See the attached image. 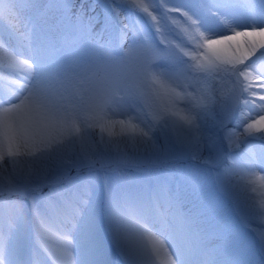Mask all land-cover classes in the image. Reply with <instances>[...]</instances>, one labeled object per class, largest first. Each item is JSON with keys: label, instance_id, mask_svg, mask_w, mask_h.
<instances>
[{"label": "snow or ice", "instance_id": "6c2138e0", "mask_svg": "<svg viewBox=\"0 0 264 264\" xmlns=\"http://www.w3.org/2000/svg\"><path fill=\"white\" fill-rule=\"evenodd\" d=\"M99 7L120 18L115 38L109 18L96 14ZM123 7L149 19L155 40L139 25L123 22ZM12 41L19 51L9 50ZM0 75L29 91L24 107L10 106L0 114V152L9 157L0 163V259L10 235L24 224L25 201H30L32 225L42 246L58 264H74L69 235L89 208V181L99 172L105 174L108 235L126 259L135 253L140 257L135 264H231L225 259L223 228L207 208L186 197V190L204 191L198 174L156 181L147 197L151 222L134 201L112 191L108 174L125 179L127 169L177 161L207 169L208 183L231 203L264 253V228L250 223L252 217L264 223V216L255 213L249 196L257 166H264V143H250L252 137L246 135L259 126L264 141V26L211 35L188 12L169 7L168 0H94L91 8L81 0H0ZM138 98L157 125L165 122L162 129L153 125L150 133L137 122L112 119L127 115L128 102ZM180 99L186 101L188 115L176 108ZM117 125L120 138L112 132ZM237 128L243 131L237 134ZM21 146L30 148V160L20 158ZM82 169L90 175L82 178L79 191L65 197L73 170L79 175ZM259 180L264 196V177ZM41 194L56 224L37 208ZM53 195L61 198L62 208L49 199ZM93 211L89 208L90 220ZM63 225H70V232ZM54 232L61 236L55 246ZM6 262L29 264L20 259Z\"/></svg>", "mask_w": 264, "mask_h": 264}, {"label": "rangeland", "instance_id": "374dc122", "mask_svg": "<svg viewBox=\"0 0 264 264\" xmlns=\"http://www.w3.org/2000/svg\"><path fill=\"white\" fill-rule=\"evenodd\" d=\"M81 3L86 8H91L94 0H81ZM169 7L180 8L199 21L201 30L211 34L220 35L227 34L232 28L264 26V0H168ZM95 12L100 17H108L112 36L115 38L121 28L120 18L111 13V10L105 7L95 9ZM215 13V14H214ZM120 17L123 22L129 25H139L144 32L155 40L154 30L149 19L138 10L128 7L120 9ZM220 17L228 20L230 26H226ZM131 36V33L128 34ZM9 50L19 51L15 41L10 42ZM160 68H166L164 64L159 65ZM176 87L175 85H172ZM178 92L185 91L182 87H177ZM187 91L195 93L194 87H188ZM176 108L180 110V115H188L186 109V101L183 99L177 100ZM247 115V112H245ZM125 123L135 124V121H128L125 117L119 116L112 118ZM253 119H256L254 116ZM251 122V121H249ZM235 126L234 123L233 125ZM242 128L235 129L238 133ZM96 137L99 139L100 129H95ZM114 138H120L122 135L119 125L112 129ZM107 135V132L104 133ZM234 136L232 137V139ZM250 143L260 145L259 141L249 139ZM238 156V153H233ZM73 183L66 187L64 193L80 189L83 184L84 177L89 176L87 170H80L79 175H75L73 170ZM190 173H196L204 182L205 189L199 194L192 193L186 190V197L190 203H196L199 206L207 208L211 218L218 222L223 228L227 237L228 253L225 259L229 260L231 264H264V253H261L256 242L254 234L249 228L242 224L239 217L232 209L231 203L226 200L221 194L208 183L209 173L207 169L191 161H177L162 163L153 167H146L142 169H127L125 170V179L109 175V181L113 193L117 197H126L136 203L138 211L143 217L150 221L151 208L148 205L147 197L148 191L161 178H171L173 181H179L182 176ZM104 173H96L95 180L89 181V208L94 209L92 212V219H89V208H86L82 219L84 225L88 227L87 233L91 236L95 247L89 250L85 243L77 242L75 244V253L82 256L84 264H97L101 262L102 257L104 264H135L140 257L133 253L129 258H125L120 254L116 247L112 244L108 235L106 225V206L107 197L104 185ZM260 177H264V166H257L255 172L256 183L250 185L249 194L260 195L261 181ZM253 178V179H254ZM255 188L256 191L251 189ZM47 187L43 193H47ZM56 196V195H53ZM51 196V197H53ZM50 198V197H49ZM44 195L37 197V208L45 215H49V211L43 210ZM26 222L19 229L14 231L15 236L9 239L5 253H11L13 260H27L30 258L31 250L33 248L32 240V203L25 201ZM52 218V217H50ZM149 218V220H148ZM151 218V219H150ZM252 227L255 229L264 228V223H261L258 217H252L250 220ZM71 236V235H70ZM73 237L71 236V239ZM61 242V237L51 243L55 246ZM98 245L102 248L99 251Z\"/></svg>", "mask_w": 264, "mask_h": 264}, {"label": "clouds", "instance_id": "9594fccd", "mask_svg": "<svg viewBox=\"0 0 264 264\" xmlns=\"http://www.w3.org/2000/svg\"><path fill=\"white\" fill-rule=\"evenodd\" d=\"M17 79H22V77L17 76ZM31 88V85H28ZM29 91L24 90L19 85L13 84L6 75H0V114L4 112L5 109L11 107H24L28 102ZM11 101V105L7 102ZM123 116L126 119H131L139 123L144 128L148 129L151 133V126L155 125L156 130L162 129L164 127V121H160L159 124L152 120L151 112L149 107L145 104L142 98L130 100L128 102L127 115H114L112 118ZM30 148L27 146H21L20 158L23 160H30L29 155ZM9 160L6 151L0 152V163H6ZM250 196V204L258 216H264V196ZM42 216L47 217L53 224H56L57 219L53 210L49 209V215L41 213ZM52 217V218H50ZM59 227V226H58ZM62 228L70 232V225H63ZM69 239L71 236L69 235ZM32 240L33 248L31 250L30 258L26 261L29 264H58L54 261L51 256H49L47 250L42 246L40 238L37 236L35 227L32 225ZM0 264H7L5 259H0Z\"/></svg>", "mask_w": 264, "mask_h": 264}, {"label": "bare ground", "instance_id": "6f19581e", "mask_svg": "<svg viewBox=\"0 0 264 264\" xmlns=\"http://www.w3.org/2000/svg\"><path fill=\"white\" fill-rule=\"evenodd\" d=\"M241 131H243V129H241L239 132H241ZM260 134H261V129L259 128V126H257V127H254L246 135L252 137V138H249V139H254L256 141H259L262 144V143H264V141H261L259 139ZM232 140H233V143L237 147L240 145V138H239L238 135H235ZM252 179H253V177H249V180H252ZM79 190L80 189H74L73 191H68V192L64 193V196L65 197H69V196H71L72 192L79 191ZM49 199H51V200H53L55 202L57 208H62L63 207V201L61 200V198L59 196H53V197H50ZM43 210L49 211L48 207H46V205H45V202H43ZM55 219H57V217ZM148 220H149V218H148ZM25 222H26V217H25ZM149 222H151V220ZM23 225H21V226H23ZM87 229H88V227L86 225H84V219H82V217H81L79 223L77 224V227L70 234L73 237L72 238V240H73L72 253H73V261H74V264H84L83 263L82 256L75 253V244L77 242L85 243L87 245V247H88L89 250H93V248L95 247V244L93 243V240L91 239V236L87 233ZM15 234L16 233H12L10 235L9 239L11 237L15 236ZM59 237H61L60 236V233L59 232H54L52 241L57 240ZM172 250L179 255L180 250L174 244H173ZM4 259L6 261L13 260V255L11 253H9V252L8 253H5ZM101 262H102V264H104L103 257H102Z\"/></svg>", "mask_w": 264, "mask_h": 264}]
</instances>
